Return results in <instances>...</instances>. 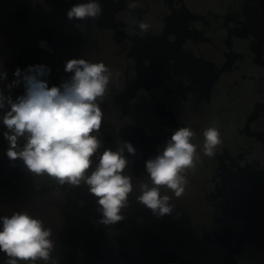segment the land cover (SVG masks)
<instances>
[{"label": "flooded vegetation", "instance_id": "1", "mask_svg": "<svg viewBox=\"0 0 264 264\" xmlns=\"http://www.w3.org/2000/svg\"><path fill=\"white\" fill-rule=\"evenodd\" d=\"M86 2L0 0V91L15 101L25 93L23 82L8 87L16 69L36 65L50 69L48 87L60 86L74 58L120 73L101 104L99 138L101 152L119 141L136 149L125 152L134 185L125 219L99 223L85 184L60 186L9 160L8 105L0 109V217L28 211L43 220L57 264H264V116L253 112L264 99V0H99L98 19L69 20L67 11ZM235 33L248 35L247 49ZM244 102L251 110L243 116ZM213 126L222 143L208 157L203 131ZM181 127L196 133L200 158L181 197L161 189L175 208L157 217L136 200L145 161ZM7 259L0 252V264Z\"/></svg>", "mask_w": 264, "mask_h": 264}, {"label": "clouds", "instance_id": "2", "mask_svg": "<svg viewBox=\"0 0 264 264\" xmlns=\"http://www.w3.org/2000/svg\"><path fill=\"white\" fill-rule=\"evenodd\" d=\"M135 8V3H129ZM103 12L99 0L79 3L67 11L69 20L98 19ZM139 29L147 32L151 25L141 21ZM65 72L72 73L60 86L48 87L42 79L50 69L43 65L30 66L9 88L24 84L25 93L15 101L0 91V109L9 106L2 117L7 131L6 155L11 161L23 162L24 170L34 177H47L60 186L78 187L82 183L96 198L99 223L113 225L125 219L124 210L134 192L133 177L126 174L129 167L127 152L136 155L131 142L119 141L115 150L103 147L99 138L104 113L101 104L109 94V85L120 73L104 62H90L84 58L69 59ZM0 73V78H6ZM22 77V81L21 78ZM196 133L189 127L172 132L158 154L145 161L147 181L139 184L137 202L157 217L170 215L175 205L161 189L181 197L188 184L187 173L199 160ZM203 153L212 157L222 143L217 127L203 131ZM21 139L24 143L21 146ZM95 166L93 167V165ZM52 229L28 211L14 212L0 217V252L8 259L5 264H57L52 253L55 241Z\"/></svg>", "mask_w": 264, "mask_h": 264}, {"label": "water", "instance_id": "3", "mask_svg": "<svg viewBox=\"0 0 264 264\" xmlns=\"http://www.w3.org/2000/svg\"><path fill=\"white\" fill-rule=\"evenodd\" d=\"M235 35V38L238 42V44L240 46H242L243 48L247 49V46H246V43L249 41V37L248 35H241V34H234ZM244 63H246L245 60H243ZM248 65H251V61L249 60V62L247 63ZM244 88L246 90V88H248L246 86V84L244 85ZM245 100L248 102L249 99L248 98H245ZM247 102H244V103H241L238 107V110L241 112V115H245V114H249L250 112V108L248 109V105H247ZM253 106V105H252ZM253 112L254 113H260L262 116H264V99L261 100V101H258V103H255V105L253 106Z\"/></svg>", "mask_w": 264, "mask_h": 264}, {"label": "bare ground", "instance_id": "4", "mask_svg": "<svg viewBox=\"0 0 264 264\" xmlns=\"http://www.w3.org/2000/svg\"><path fill=\"white\" fill-rule=\"evenodd\" d=\"M152 45V44H151ZM156 46V45H155ZM160 51V50H159ZM162 52V51H161ZM160 54V53H159ZM171 54V53H170ZM166 55V54H165ZM168 55V54H167ZM140 58V57H138ZM153 60V59H152ZM179 60V59H178ZM176 62V61H175ZM176 64V63H175ZM181 64V63H180ZM151 66V65H150ZM161 68V67H160ZM153 69V68H152ZM181 70V69H180ZM183 70V69H182ZM151 72V71H150ZM146 73V72H145ZM179 74V73H178ZM155 77V76H154ZM157 78V77H156ZM199 78V77H198ZM137 80V79H136ZM138 81V80H137ZM130 94V93H129ZM131 96V95H130ZM147 148V147H146ZM142 149V148H141ZM141 155V154H140ZM148 159V158H147ZM230 180V179H229Z\"/></svg>", "mask_w": 264, "mask_h": 264}]
</instances>
